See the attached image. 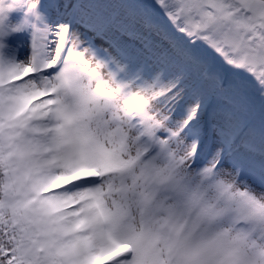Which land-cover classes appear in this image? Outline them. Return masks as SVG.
<instances>
[{
    "label": "snow or ice",
    "instance_id": "1",
    "mask_svg": "<svg viewBox=\"0 0 264 264\" xmlns=\"http://www.w3.org/2000/svg\"><path fill=\"white\" fill-rule=\"evenodd\" d=\"M0 264H264V0H0Z\"/></svg>",
    "mask_w": 264,
    "mask_h": 264
},
{
    "label": "rangeland",
    "instance_id": "2",
    "mask_svg": "<svg viewBox=\"0 0 264 264\" xmlns=\"http://www.w3.org/2000/svg\"><path fill=\"white\" fill-rule=\"evenodd\" d=\"M23 19H24V10L23 9H17V10H14V11L8 13V18L6 20V24L9 26H15V25L21 23ZM17 36H18V34L15 35L14 38L12 37V39H10V43H7V44L12 45V46L16 45L17 41H19L17 39ZM22 38L23 37L21 36L20 40Z\"/></svg>",
    "mask_w": 264,
    "mask_h": 264
},
{
    "label": "trees",
    "instance_id": "3",
    "mask_svg": "<svg viewBox=\"0 0 264 264\" xmlns=\"http://www.w3.org/2000/svg\"><path fill=\"white\" fill-rule=\"evenodd\" d=\"M15 35H17V34H14V35L10 36V38H8V39L6 40V43H10V39H12V37L14 38ZM20 37H21V36L18 35V36H17V39L20 40ZM17 42H18V41H17Z\"/></svg>",
    "mask_w": 264,
    "mask_h": 264
}]
</instances>
